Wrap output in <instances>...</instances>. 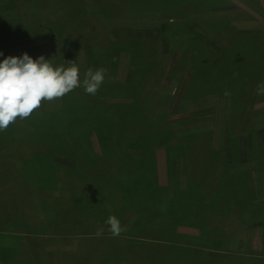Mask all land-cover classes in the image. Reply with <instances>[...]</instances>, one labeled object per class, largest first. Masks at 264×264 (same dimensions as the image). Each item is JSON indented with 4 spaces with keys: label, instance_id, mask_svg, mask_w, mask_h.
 <instances>
[{
    "label": "rangeland",
    "instance_id": "1",
    "mask_svg": "<svg viewBox=\"0 0 264 264\" xmlns=\"http://www.w3.org/2000/svg\"><path fill=\"white\" fill-rule=\"evenodd\" d=\"M1 19L17 34L4 56L72 61L81 79L89 68L106 72L95 95L76 88L0 131V264H264V224L193 205L216 171L214 149L224 170L247 159L240 168L259 185L264 45L254 52L253 36L264 44V0H0ZM172 30L187 53L172 46ZM218 35L235 36L232 53ZM198 167L208 175L201 184L191 177ZM72 191L76 210L87 209L57 229L75 212ZM168 210L175 231L163 229ZM106 216L119 220V235Z\"/></svg>",
    "mask_w": 264,
    "mask_h": 264
},
{
    "label": "clouds",
    "instance_id": "2",
    "mask_svg": "<svg viewBox=\"0 0 264 264\" xmlns=\"http://www.w3.org/2000/svg\"><path fill=\"white\" fill-rule=\"evenodd\" d=\"M0 131L5 130L17 118L29 117L42 101L61 98L76 88L95 95L105 79L103 68L85 71L80 77L79 67L72 61L70 66H54L43 55L33 59L27 53L19 57L4 56L0 52ZM106 224L113 236L120 234V222L110 216Z\"/></svg>",
    "mask_w": 264,
    "mask_h": 264
},
{
    "label": "crops",
    "instance_id": "3",
    "mask_svg": "<svg viewBox=\"0 0 264 264\" xmlns=\"http://www.w3.org/2000/svg\"><path fill=\"white\" fill-rule=\"evenodd\" d=\"M160 149L164 151V148L163 149L160 148ZM217 149H220V148H217ZM214 151L216 154L215 161H214V167H215L216 171L211 176V179H209L208 188L206 190L202 191L203 192L202 195L198 194L196 196V201L194 202L193 205L197 206V208H199L198 211L201 212L200 213L201 215L205 214V216H210V217H213V216L218 217L222 214L240 213L241 211H247V212H249V214L251 216L249 218H254L255 223H259L260 225L261 224L263 225L264 224V216H261V215H264V201H260L261 203L256 201V197H257L256 192L253 190L254 193H252L249 190V188H252V183H251L252 179L250 178L251 177L250 171L247 170L246 168H242V169L240 168V164H243L246 166V164H248L249 161L247 159H241L240 161L234 160V162L237 164L232 163V167L234 168L236 166V169H229L228 170L226 168L224 170L223 165L225 166L224 163L226 161V158L221 159L222 155L220 154L221 155L220 156L219 152L216 149H214ZM263 161H264V159H261L260 161L258 160V162H260V164L257 168L256 167L254 168V171H257V173L264 172V166L262 164ZM206 179H208V175H204L202 178V181L203 180L205 181ZM182 180L184 182H186L184 176L182 177ZM242 180H244V182L242 184L244 186L241 189L240 187H237L236 184L239 181L241 182ZM103 194H104L105 198L106 197L108 198V196L112 197L114 194V190L107 189L103 192ZM159 194H161V191ZM38 197H40L44 201L45 200L47 201V199H48L47 195H45V194H41V196L39 195ZM80 197H81V195H80ZM133 197L138 198L135 195H133ZM70 199L72 201V204L75 203L77 205V203H78L77 202V195L75 192H73V191H72V193L70 192ZM73 199H74V202H73ZM96 203L88 202V205L92 206V205H96ZM82 204L85 206V208L87 207L86 203L85 204L82 203ZM82 204L78 207L79 211H80ZM108 205H111V204L108 203ZM36 206L38 207V205H36ZM45 209H46L45 211H48L47 206L45 207ZM79 211H78V213H79ZM170 211L171 210H168L169 214H167V217H168L167 222H166L167 226H163V229H174L172 226V222L174 221L175 218L173 216V213H171ZM76 212H77V210H75L74 214H72L71 217H69V216L67 217L65 215H62V217L59 218L58 222L63 220L64 216H65V219L60 223V226L57 229H59V228L63 229V227L65 228V225L74 226V225L78 224L77 223L78 219L79 218L81 219L82 215H80V213H79V218H77ZM85 212H88V211H84V213ZM84 213H82V214H84ZM106 217H108V216H106ZM108 218H106V220ZM209 219H208V223H209ZM156 220L154 222H156ZM185 222L187 224L188 221H185ZM208 223L206 222L207 226H208ZM89 226H90V224H89ZM97 227H98V225H96L95 229ZM213 228L214 229L215 228L220 229L223 227H220L218 225L214 226L211 223L207 230L213 229ZM187 230H189V229H187ZM223 230H225V229L224 228L222 229V235H223L222 238L224 236H225V238H227V233L225 235V233H223ZM96 236L102 238V235H96ZM108 237H110V236L104 237V239L105 238L108 239ZM110 238H112V237H110ZM152 256H153L154 262L158 261L159 256H157L158 258H156L155 257L156 254H154V253L152 254ZM142 264H147V263L144 262Z\"/></svg>",
    "mask_w": 264,
    "mask_h": 264
},
{
    "label": "trees",
    "instance_id": "4",
    "mask_svg": "<svg viewBox=\"0 0 264 264\" xmlns=\"http://www.w3.org/2000/svg\"><path fill=\"white\" fill-rule=\"evenodd\" d=\"M11 23L12 24V28L14 29V22H10L9 20H7V19H1L0 20V50L3 52V53H5V54H7L6 52V43H7V41H9L10 39H12V40H14L16 37H17V34L15 33L14 34V32L13 31H11V29L10 30H7L8 32H6V27H7V23ZM15 30V29H14ZM10 32V33H9ZM180 33V31L179 30H172V34H170L171 35V44H172V46H175V47H179L180 45H179V43L181 44V48H180V51H182L184 54L185 53H187L186 52V49H187V46H185L184 45V43L182 42V37H181V35L180 36H178V34ZM15 35H16V37H15ZM235 36L234 35H224V36H221V35H218L217 37H216V40H215V42L221 47H223V44L224 45H227V53H232V51H233V49L231 48L232 47V42L233 41H235ZM253 40L256 42V43H254L255 45H256V49L254 50V52H256L257 54H259V55H263L262 53H260L262 50H263V43L261 42V40H260V38H259V35H257V36H253ZM182 42V43H181ZM12 43V42H11ZM174 43V44H173ZM232 44V45H231ZM244 45H245V43H244ZM110 48V47H109ZM245 48H247V45H245ZM8 49V48H7ZM86 53H88L90 56L92 55V54H94L93 52L95 51V50H93V47H92V52L90 51V49H91V47L89 48V47H86ZM112 48H110V50H111ZM115 51H116V49H114ZM232 56H233V54H232ZM235 58V57H234ZM198 59V58H197ZM226 59H228L227 57H225V59H223L219 64H218V66H220L221 64H222V62L224 61V60H226ZM236 59V58H235ZM199 60V59H198ZM237 61H238V58H237ZM241 62V61H240ZM253 62H256V61H253ZM242 63V62H241ZM244 63V62H243ZM245 64H248V66L249 67H251V68H253V67H255L254 65H252V63H245ZM228 65V64H227ZM244 65V64H243ZM242 66V65H241ZM218 69H217V71H216V73L217 74H219L220 72H221V68H219V67H217ZM197 73V72H196ZM247 80L248 81H250L249 80V78H247ZM222 90V89H221ZM33 116V115H32ZM38 117V116H37ZM28 119H31L32 120V118H36L35 116H33V117H27ZM38 118H41V117H38ZM150 122V120H148V122L147 123H149ZM212 132V131H211ZM181 143V142H180ZM160 148H164V150H166L167 148L166 147H160ZM199 168L200 167H198V168H194L195 170H194V173L195 174H193V175H191V177H192V179L193 180H196V182H198V184H201V182H202V178H203V172L202 171H199ZM264 172H262L261 174H258V175H260V177H258V175H257V179H258V187L256 186V185H252V188H249V190L252 192V193H254V191L256 192V195H259L260 194V187H261V182L262 181H264ZM263 185V184H262ZM160 189V188H159ZM254 190V191H253ZM26 198H28V197H26ZM133 198V197H132ZM136 199H138V198H136ZM25 200V196H22V198H21V201L22 202H25L24 201ZM73 202H74V199H73ZM194 202H195V200H194ZM24 204V203H23ZM72 204V203H71ZM133 205L135 206V207H137L134 203H133ZM74 206H76V204L74 203ZM73 206V207H74ZM142 206V207H141ZM139 208L141 209V208H143V210H144V212L142 213L143 214V216H145L146 218L148 217L147 216V214L149 213V210H151L150 209V207H149V205H146V208L142 205V204H140V206H139ZM74 210H76V208L74 207ZM79 211V209H77V212ZM72 216V215H71ZM70 216V217H71ZM173 220V219H172ZM171 220V221H172ZM174 221H176V220H174ZM185 227H186V225H185ZM171 230H176V228L175 229H171ZM184 230H186V228L184 229ZM126 247H127V249L129 250V249H131L132 247H130V246H128V245H126ZM136 250H139V251H136V252H138V253H140L139 255H142V254H144V252H143V250L140 248V249H137L136 248ZM130 251V253H131V251L132 250H129Z\"/></svg>",
    "mask_w": 264,
    "mask_h": 264
}]
</instances>
